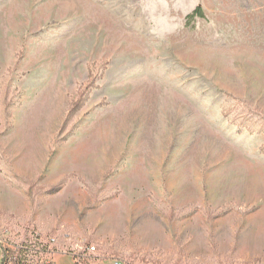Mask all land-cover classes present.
I'll return each mask as SVG.
<instances>
[{"label": "rangeland", "instance_id": "1", "mask_svg": "<svg viewBox=\"0 0 264 264\" xmlns=\"http://www.w3.org/2000/svg\"><path fill=\"white\" fill-rule=\"evenodd\" d=\"M0 246L264 264V0H0Z\"/></svg>", "mask_w": 264, "mask_h": 264}, {"label": "trees", "instance_id": "2", "mask_svg": "<svg viewBox=\"0 0 264 264\" xmlns=\"http://www.w3.org/2000/svg\"><path fill=\"white\" fill-rule=\"evenodd\" d=\"M195 18H204V14L201 10V8H196L190 15L187 16L188 20H193ZM1 253H2V259H1V264H7L6 262H10L11 264H26L21 258L16 257L14 253L12 252H7V250L3 249L0 246ZM10 254V255H9Z\"/></svg>", "mask_w": 264, "mask_h": 264}, {"label": "crops", "instance_id": "3", "mask_svg": "<svg viewBox=\"0 0 264 264\" xmlns=\"http://www.w3.org/2000/svg\"><path fill=\"white\" fill-rule=\"evenodd\" d=\"M1 259H2V253H1V249H0V263H1Z\"/></svg>", "mask_w": 264, "mask_h": 264}]
</instances>
